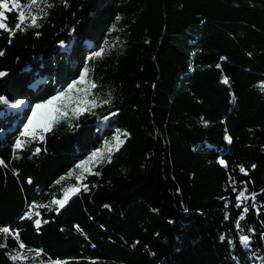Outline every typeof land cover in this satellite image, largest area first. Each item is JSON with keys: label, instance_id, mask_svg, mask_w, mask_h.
<instances>
[{"label": "trees", "instance_id": "trees-1", "mask_svg": "<svg viewBox=\"0 0 264 264\" xmlns=\"http://www.w3.org/2000/svg\"><path fill=\"white\" fill-rule=\"evenodd\" d=\"M47 4L38 28L0 30V228L20 238L0 233V264H264V0ZM85 67L98 106L21 138ZM123 133L111 162L67 178Z\"/></svg>", "mask_w": 264, "mask_h": 264}, {"label": "snow or ice", "instance_id": "snow-or-ice-1", "mask_svg": "<svg viewBox=\"0 0 264 264\" xmlns=\"http://www.w3.org/2000/svg\"><path fill=\"white\" fill-rule=\"evenodd\" d=\"M43 2L47 7H51L50 4H47V0H27L26 4L19 3V0H0V30L9 31L10 36L15 34V31H23L27 27H39L38 20L41 18L40 13H43L44 16L47 13L44 11V8L40 7V3ZM17 11V23L13 28H9L6 21L7 15L6 11ZM105 49L101 48L98 51L92 53V56L89 59L99 58L103 55ZM3 53H0L2 55ZM89 69L85 67L83 69L82 74L78 81H73L69 83L67 87L63 90L58 91L55 95L51 96L48 99L43 100L42 102L36 103L34 107L31 109V115L27 119V123L23 125V131L20 132L21 138H31L35 139H44V134L53 130L55 125L59 124L63 120H67L71 114L72 118L78 119L80 115H83L85 112L92 111L95 107H97L96 99H88L89 95H91V89L96 88V84L94 82H90L86 80L88 76ZM5 73L0 72V77L4 76ZM227 79L225 78L224 83H227ZM80 84H86V87L81 89L78 86ZM261 90L264 91V85L261 86ZM83 92L84 95H77V93ZM4 98L0 97V101H3ZM104 103H110L109 100H105ZM121 135H127L126 133L117 134L114 137V144L107 145L106 149L101 150L98 149L94 151L87 161H84L80 164L76 165L78 169H84L85 171H90V169L85 168V165L89 164L90 161H95L96 163H102L105 159V152L107 153V161L111 162V153L113 150L118 151L120 145L123 143L121 140ZM17 138L15 141L14 147L16 149H20L26 143L25 139ZM40 149L37 148L36 152L39 153ZM220 163L223 165L224 161L221 160ZM4 164V161L0 160V165ZM255 167V165H253ZM240 171L247 175L246 170L241 167ZM97 174L98 173H93ZM69 176H72L73 173H69ZM64 177L61 178L63 180ZM76 179L79 181L80 177L77 176ZM30 182V181H29ZM57 183H60L58 180ZM84 189L87 190V186H84ZM80 191V185L75 184L71 187L63 189V198L56 199L53 198L51 201L52 205H57L59 208H63L72 195L77 194ZM241 198L247 199L245 196V192L241 191L237 196V201H241ZM252 199H255V194H252ZM239 206V203L238 205ZM36 207L33 205L29 208L28 212L25 214V217L31 219L33 215L32 208ZM40 207H47V205H41ZM248 208L245 207L243 212L246 213ZM38 215V213H36ZM244 218L243 214L239 217L240 220ZM46 222V221H45ZM37 227H39L40 221H35ZM237 227L239 228V220L237 221ZM0 233L3 234H12L15 239L19 241V233H11V230L8 227L0 228ZM223 239V237H222ZM242 245L247 247L250 243V237L246 235H240L239 237ZM3 246V245H0ZM19 247L21 249L25 248V245L20 242ZM39 255V253H37ZM23 253L15 255L12 257L13 260H21L23 259ZM54 264H60L59 261H55Z\"/></svg>", "mask_w": 264, "mask_h": 264}, {"label": "rangeland", "instance_id": "rangeland-1", "mask_svg": "<svg viewBox=\"0 0 264 264\" xmlns=\"http://www.w3.org/2000/svg\"><path fill=\"white\" fill-rule=\"evenodd\" d=\"M83 72V71H82ZM82 74V73H81ZM80 74V75H81ZM79 78H80V76L75 80V81H78L79 80ZM86 80L87 81H90L89 79H88V76L86 77ZM91 82V81H90ZM72 83V82H71ZM79 88H81V89H83V88H85L86 87V84H80L79 86H78ZM91 93H92V89H91ZM77 95H84V93L83 92H79V93H77ZM88 99H92L91 98V95H89V97H88ZM22 104V103H21ZM19 105V104H18ZM16 106H17V104H16ZM17 107H19V106H17ZM30 115H31V112H30ZM23 131V130H22ZM117 135V134H116ZM115 135V136H116ZM114 136V137H115ZM114 137H113V139L112 140H110V141H107V140H105V141H103L102 142V144L100 145V147L98 148V149H101V150H104V149H106V146L107 145H111V144H114ZM97 149V150H98ZM107 155V153L105 152V156ZM91 156V154L88 156V158ZM88 158L86 159V160H84V161H87L88 160ZM84 161H82V162H84ZM82 162H80V163H82ZM79 163V164H80ZM94 164H96V162L95 161H90L89 162V164H87V165H85V168H87V169H90L91 170V168H92V166L94 165ZM84 172H88V171H85L84 169H78V168H75L74 170H72L71 171V173H73V175L72 176H75V175H78L79 177H80V175L82 174V173H84ZM70 176H68L67 178H69ZM77 177V176H76Z\"/></svg>", "mask_w": 264, "mask_h": 264}]
</instances>
